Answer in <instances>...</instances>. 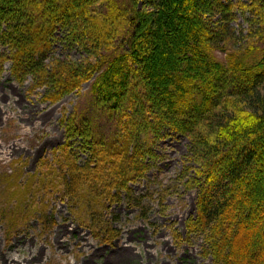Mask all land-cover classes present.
I'll use <instances>...</instances> for the list:
<instances>
[{
  "label": "trees",
  "instance_id": "1",
  "mask_svg": "<svg viewBox=\"0 0 264 264\" xmlns=\"http://www.w3.org/2000/svg\"><path fill=\"white\" fill-rule=\"evenodd\" d=\"M240 17L246 29L236 31ZM57 32L88 60L46 65ZM0 49V71L9 64L19 85L30 80L50 104L92 82V107L111 124L105 135L94 118L62 120L54 159L24 184L21 166L4 178L15 203L9 229L36 213L46 222L37 200L56 194L79 226L112 246L120 234L105 214L130 202L153 142L172 132L188 140L186 187L198 195L186 227L202 237V257L264 264V0H0ZM253 235L260 251L239 263Z\"/></svg>",
  "mask_w": 264,
  "mask_h": 264
},
{
  "label": "rangeland",
  "instance_id": "2",
  "mask_svg": "<svg viewBox=\"0 0 264 264\" xmlns=\"http://www.w3.org/2000/svg\"><path fill=\"white\" fill-rule=\"evenodd\" d=\"M232 26L236 31L246 29L241 17ZM87 58L57 32L45 64L53 59L79 62ZM31 85L30 80L19 85L10 76L9 64L0 71V264L3 258L19 264H212L210 258L202 257V237L188 233L186 227L196 217L198 191L186 187L194 168L186 160L188 140L172 132L153 142L155 158L146 163L145 177L131 186L130 202L124 199L105 214L120 234L112 247L99 245L56 194L38 197L46 206V222L36 213L28 222L9 229L6 210L13 209L15 203L4 194V178L21 166L19 183L24 184L43 160L52 161L53 151L65 143L64 119L73 115L94 118L105 135L111 127L106 113L92 107V82L55 104L42 100L44 90L31 93ZM96 111L97 118L93 117ZM85 159L80 155L81 162ZM254 230L259 232L260 227L255 225ZM249 240L247 254L236 256L239 263H246L249 254L260 251V235Z\"/></svg>",
  "mask_w": 264,
  "mask_h": 264
},
{
  "label": "bare ground",
  "instance_id": "3",
  "mask_svg": "<svg viewBox=\"0 0 264 264\" xmlns=\"http://www.w3.org/2000/svg\"><path fill=\"white\" fill-rule=\"evenodd\" d=\"M9 259H5V258H3L2 260H1V264H19V262L17 261V260H15V259H13V260H11V261H8Z\"/></svg>",
  "mask_w": 264,
  "mask_h": 264
}]
</instances>
